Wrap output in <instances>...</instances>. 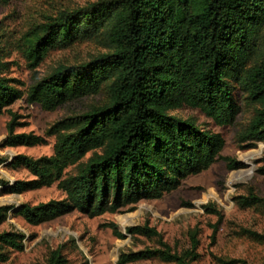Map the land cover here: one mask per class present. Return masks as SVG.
I'll return each mask as SVG.
<instances>
[{"label":"trees","instance_id":"16d2710c","mask_svg":"<svg viewBox=\"0 0 264 264\" xmlns=\"http://www.w3.org/2000/svg\"><path fill=\"white\" fill-rule=\"evenodd\" d=\"M262 27L264 0H97L49 17L26 37L30 66H37L50 49L95 38L102 37L108 50L78 65H58L27 88V101L54 110L86 95L103 93L105 98L46 130L55 136L50 156L15 157L14 163L34 180L6 187L0 177V189L21 193L57 182L64 198L19 206L17 213L32 225L75 210L95 217L158 199L189 175L208 169L224 147L218 133L171 112L188 107L217 126H229L240 110L235 88L254 106L237 142L245 148L264 145V56L257 48ZM21 97L22 92L0 75V114ZM14 124L7 125L8 146L43 142L40 136L15 134ZM224 160L230 170L242 167ZM260 162L257 172L264 175V159ZM72 165L76 173L64 176ZM241 199L247 205L259 202L252 195ZM11 208L0 206V224ZM205 209L211 210L208 205ZM112 231L118 238L124 236L113 225ZM125 232L158 238L161 248L121 253L116 264L154 258L187 264L148 224L126 227ZM23 239L17 231L0 233V263L6 260L5 250L23 249ZM196 247L191 235V250L184 256L194 259ZM46 262L66 264V259L57 248Z\"/></svg>","mask_w":264,"mask_h":264},{"label":"rangeland","instance_id":"374dc122","mask_svg":"<svg viewBox=\"0 0 264 264\" xmlns=\"http://www.w3.org/2000/svg\"><path fill=\"white\" fill-rule=\"evenodd\" d=\"M97 0H10L0 3V75L11 81L22 97L0 114V177L6 187L16 181H31L35 177L22 165L14 163L17 155L33 159L50 156L54 135L46 130L55 122L79 116L90 107L104 101V94H91L69 101L54 110H45L27 101V88L52 72L58 65L74 66L88 62L107 52L104 39L77 42L71 46L50 49L45 58L30 66L25 57L26 37L33 29L46 23L59 11H73ZM258 54L264 56V27L259 33ZM239 113L229 126H217L199 110L182 107L171 112L180 118H192L201 128L218 133L224 147L208 169L189 175L181 184L162 197L140 200L117 212H105L89 217L73 211L38 225L27 223L18 213L20 205L30 206L65 197L57 182L21 193H5L0 189V206H11L0 233L17 231L24 236L21 251L5 250L6 260L0 264H47L51 251L59 248L66 264H116L121 253L161 248L159 239L129 235L126 227L148 224L161 235L171 253L183 256L187 264H263L264 263V175L257 172L264 159V145L256 143L245 148L237 142L238 133L253 115L243 93L235 88ZM14 124L15 134L40 136L37 145L8 146L7 125ZM88 156V154H87ZM86 157L82 160L84 162ZM224 158L240 164L228 169ZM76 166L64 170V176L75 174ZM254 196L259 202L246 204L241 198ZM209 206L211 210L205 209ZM124 235L118 238L112 231ZM191 235L197 240L196 257L191 260ZM214 236V237H213ZM131 264H176L158 258L139 260Z\"/></svg>","mask_w":264,"mask_h":264}]
</instances>
